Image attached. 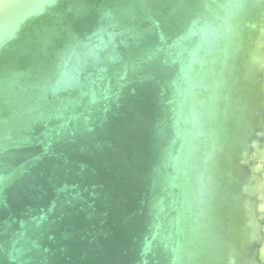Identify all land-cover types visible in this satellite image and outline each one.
Segmentation results:
<instances>
[{
    "label": "water",
    "instance_id": "water-1",
    "mask_svg": "<svg viewBox=\"0 0 264 264\" xmlns=\"http://www.w3.org/2000/svg\"><path fill=\"white\" fill-rule=\"evenodd\" d=\"M264 0H0V264H264Z\"/></svg>",
    "mask_w": 264,
    "mask_h": 264
},
{
    "label": "flooded vegetation",
    "instance_id": "flooded-vegetation-1",
    "mask_svg": "<svg viewBox=\"0 0 264 264\" xmlns=\"http://www.w3.org/2000/svg\"><path fill=\"white\" fill-rule=\"evenodd\" d=\"M256 166H260V167H262V169H263V181H264V161H262V162H257L256 163Z\"/></svg>",
    "mask_w": 264,
    "mask_h": 264
}]
</instances>
